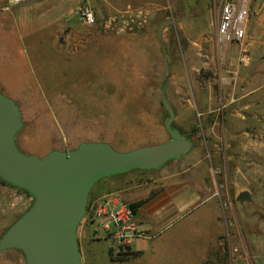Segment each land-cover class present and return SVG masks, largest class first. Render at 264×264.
<instances>
[{
    "label": "rangeland",
    "instance_id": "rangeland-1",
    "mask_svg": "<svg viewBox=\"0 0 264 264\" xmlns=\"http://www.w3.org/2000/svg\"><path fill=\"white\" fill-rule=\"evenodd\" d=\"M226 1L237 0H200L203 12L198 19L196 15L191 19L183 4L168 11L130 6L150 7L152 12L151 32L149 21L143 32L134 34L104 32L99 26L83 24L77 16L85 5L100 20L128 8H116L113 0H34L8 10L0 2V91L21 108L24 127L17 139L19 148L44 156L52 150L76 149L83 142H106L125 152L169 141L162 85L179 68L191 74L192 45L223 44L219 25ZM164 12L172 29L175 22L184 24L177 36L171 29L166 35L160 30ZM196 29L209 36L200 38ZM52 33L56 45L47 43ZM174 82L171 75L167 96L175 110L174 125L191 136L194 147L181 160L147 172L191 167L188 175L204 173L214 183L225 182V187L216 198L200 195L206 200L194 212H184L180 228L166 240L164 227H156L155 219L147 223L142 230L145 237L133 242V250L141 255L127 263L111 258V249L117 256L118 246L84 218L78 229L84 263L203 264L205 258L204 264H264V129L254 127L250 136L237 132L231 140L218 117L212 133L214 117H199L203 108L191 109V102L176 93L180 85ZM182 88L188 91L187 85ZM226 139V148H221ZM245 143L248 148L242 147ZM244 191L250 192L251 202L237 199ZM32 202L33 198L0 179V238ZM139 220L136 214L135 221ZM0 264L26 262L22 252L8 250L0 254Z\"/></svg>",
    "mask_w": 264,
    "mask_h": 264
},
{
    "label": "crops",
    "instance_id": "crops-1",
    "mask_svg": "<svg viewBox=\"0 0 264 264\" xmlns=\"http://www.w3.org/2000/svg\"><path fill=\"white\" fill-rule=\"evenodd\" d=\"M113 1L116 8L148 5L153 8L158 6L160 11H168L169 7L174 8L175 5L183 4L185 13L191 19L194 15L198 19L199 14L203 12V9L199 8L200 0ZM235 3L249 11V17L244 25L246 37L243 41L228 42L221 36L223 42L221 45L194 44L190 48L193 57L189 69L191 74L188 75L187 68H179L171 73L172 79L175 80L174 84L180 85L176 93L182 94L184 100L191 102V109L197 110L201 106L203 110H198L199 117H214L210 131L215 133L216 126L219 125L217 120L220 117L222 131L228 134V139L231 140H234L233 134L236 135L237 132L250 136L254 127L258 130L262 127L264 129V0H237ZM164 13L160 18V30L166 35L171 29L177 36L178 31L184 29V24L175 22L172 29L170 25L168 26L169 16ZM151 25L152 18L148 33L151 32ZM191 29L193 26H190ZM195 33L200 38L209 36L203 31L199 32L198 29ZM46 40L48 44L56 45L54 33L47 35ZM182 85H187L188 91L183 89ZM249 121L254 125H246ZM227 141L226 139L221 148H226ZM251 143H249L250 147ZM242 147L249 146L245 143ZM218 158L221 161L220 154ZM223 159H226V152L223 154ZM242 162L247 163L246 160ZM190 169L191 167H186L183 171L169 170L157 174L137 170L141 171V174L130 172L104 179L97 186L94 202L115 192L119 193L121 199L128 204L145 201L136 213L140 219L139 222L136 221L138 230L143 232L146 224L155 219L156 227H164L167 230L168 234L165 233V237L162 238L166 240L169 234L174 235L180 228L184 212L186 214L191 210L194 212L195 208L206 200L202 196L216 198L220 195V188L225 187V182L214 183L210 176L204 173L188 175ZM213 175L217 176L221 173L214 172ZM216 217L219 219L220 215ZM217 240H220V236ZM82 260L84 263L83 258ZM205 262L204 258L203 264Z\"/></svg>",
    "mask_w": 264,
    "mask_h": 264
},
{
    "label": "water",
    "instance_id": "water-1",
    "mask_svg": "<svg viewBox=\"0 0 264 264\" xmlns=\"http://www.w3.org/2000/svg\"><path fill=\"white\" fill-rule=\"evenodd\" d=\"M170 77L161 88L170 140L125 152L106 142H83L76 149L52 150L44 156L26 154L17 143L24 127L21 108L0 91V179L33 198L1 236L0 254L18 250L26 264H83L78 229L94 187L133 171L160 170L193 150L192 140L174 125L175 110L167 96ZM238 200L251 202L250 192H242Z\"/></svg>",
    "mask_w": 264,
    "mask_h": 264
},
{
    "label": "built area",
    "instance_id": "built-area-1",
    "mask_svg": "<svg viewBox=\"0 0 264 264\" xmlns=\"http://www.w3.org/2000/svg\"><path fill=\"white\" fill-rule=\"evenodd\" d=\"M34 0H0L4 9L8 10ZM81 22L89 26H99L104 32H116L120 34H134L143 32L151 17V9L148 7L118 10L103 20H100L89 6H82L76 12ZM249 17V11L235 2L226 1L221 10V22L219 32L228 42L243 41L246 37L245 23ZM93 220L107 233L109 238L118 246L117 254L132 247L135 239L145 235L138 230L135 221L136 213L130 204L121 199L119 193H111L103 197L91 206Z\"/></svg>",
    "mask_w": 264,
    "mask_h": 264
},
{
    "label": "trees",
    "instance_id": "trees-1",
    "mask_svg": "<svg viewBox=\"0 0 264 264\" xmlns=\"http://www.w3.org/2000/svg\"><path fill=\"white\" fill-rule=\"evenodd\" d=\"M1 90V89H0ZM22 131V130H21ZM21 131L19 132L18 134V137L21 133ZM181 132V131H180ZM182 133V132H181ZM184 136H188L187 138L191 140V136L189 137V135H186L184 133H182ZM191 135V134H190ZM17 137V139H18ZM134 172V171H133ZM128 174V173H127ZM125 175V174H123ZM119 176H122V175H119ZM2 181V180H1ZM101 182V181H100ZM99 182V183H100ZM2 183L4 185H8L7 183H5L4 181H2ZM98 183V184H99ZM97 184V185H98ZM96 185V186H97ZM10 186V185H8ZM96 186L94 187V189L96 188ZM12 187V186H11ZM14 188V187H12ZM16 189L17 191L21 192V193H24L26 194L28 197H31L32 196L30 194H28L27 192L23 191V190H20V189H17V188H14ZM94 189L92 190L91 194H90V197H89V201H88V206H87V212H86V216H85V219H89V223H92V224H95V221L93 220V211L91 210V206L93 204V196H94ZM145 203V201H139V202H136V203H132L130 204V207L133 209V211L135 213H137L138 209ZM109 237V236H108ZM80 244V243H79ZM110 255H111V258L115 261H118V262H121V263H127V262H130L132 261V259L134 258H138L140 257L141 255V252H138V251H135L133 250L132 247H128L126 251H121L119 254H117V256H115V254L113 253V250L111 249L110 251Z\"/></svg>",
    "mask_w": 264,
    "mask_h": 264
},
{
    "label": "flooded vegetation",
    "instance_id": "flooded-vegetation-1",
    "mask_svg": "<svg viewBox=\"0 0 264 264\" xmlns=\"http://www.w3.org/2000/svg\"><path fill=\"white\" fill-rule=\"evenodd\" d=\"M186 137H188V136H186Z\"/></svg>",
    "mask_w": 264,
    "mask_h": 264
}]
</instances>
